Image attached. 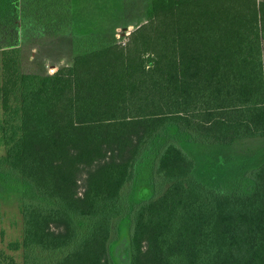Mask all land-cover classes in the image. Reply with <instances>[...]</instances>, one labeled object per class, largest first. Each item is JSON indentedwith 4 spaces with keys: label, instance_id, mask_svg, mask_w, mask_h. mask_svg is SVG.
<instances>
[{
    "label": "trees",
    "instance_id": "trees-1",
    "mask_svg": "<svg viewBox=\"0 0 264 264\" xmlns=\"http://www.w3.org/2000/svg\"><path fill=\"white\" fill-rule=\"evenodd\" d=\"M72 17V0H0V198L19 201L22 264H264V160L232 150L264 137V1L148 0L122 44L23 71L26 22Z\"/></svg>",
    "mask_w": 264,
    "mask_h": 264
},
{
    "label": "rangeland",
    "instance_id": "rangeland-1",
    "mask_svg": "<svg viewBox=\"0 0 264 264\" xmlns=\"http://www.w3.org/2000/svg\"><path fill=\"white\" fill-rule=\"evenodd\" d=\"M264 1V0H257ZM148 0H72V24L65 22L54 29L51 23L26 22L27 28L20 30V66L23 71L51 74L68 67L72 59L84 48L90 47V39L101 38V42L123 43L126 36L146 20ZM48 24V25H47ZM5 25V26H3ZM3 26V27H1ZM46 26V27H45ZM12 33L0 22V42ZM93 39V38H92ZM262 52L264 56V41ZM2 50H0V63ZM1 81V70H0ZM189 151L199 164L206 153L202 146H193ZM232 150L244 155L247 165H259L264 160V140L252 139L235 142ZM3 148L0 145V154ZM195 175L199 173L195 171ZM22 220L19 201L16 198H0V264H22V253L14 247L21 240ZM112 228L109 254L119 258L124 239ZM119 253V254H118Z\"/></svg>",
    "mask_w": 264,
    "mask_h": 264
},
{
    "label": "crops",
    "instance_id": "crops-1",
    "mask_svg": "<svg viewBox=\"0 0 264 264\" xmlns=\"http://www.w3.org/2000/svg\"><path fill=\"white\" fill-rule=\"evenodd\" d=\"M252 139L264 140V137L247 138V139L237 140L236 142H242L244 140H252Z\"/></svg>",
    "mask_w": 264,
    "mask_h": 264
}]
</instances>
